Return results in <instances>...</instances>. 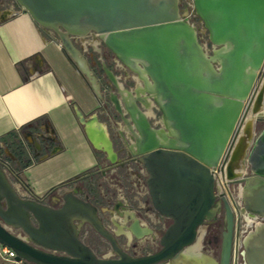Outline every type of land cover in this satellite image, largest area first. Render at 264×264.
Instances as JSON below:
<instances>
[{"label": "water", "instance_id": "water-1", "mask_svg": "<svg viewBox=\"0 0 264 264\" xmlns=\"http://www.w3.org/2000/svg\"><path fill=\"white\" fill-rule=\"evenodd\" d=\"M15 1L38 26L57 34L67 59L100 97L83 45L76 47L75 38L81 41L91 33L127 66L143 68L153 84L147 91L151 104L126 89L122 96L114 73L103 66L121 95L111 92L110 99L134 132L130 154L148 173L152 205L171 223L160 237V249L131 256L88 202L71 192L59 207L23 197L0 160V245L15 253L14 260L170 264L196 242L199 227L207 226L222 203L226 229L218 264H237L239 245L246 260L264 264V228L242 236L234 221V214L239 219L244 211L264 216V128L256 130L261 118L256 113L264 107V0H193L208 31L209 51L180 15L179 0ZM154 105L163 119L158 128L144 110ZM75 113L92 147L108 163L120 161L97 114L85 115L78 108ZM225 180L223 189L220 181ZM74 219L90 222L118 257H97L78 240Z\"/></svg>", "mask_w": 264, "mask_h": 264}, {"label": "crops", "instance_id": "crops-1", "mask_svg": "<svg viewBox=\"0 0 264 264\" xmlns=\"http://www.w3.org/2000/svg\"><path fill=\"white\" fill-rule=\"evenodd\" d=\"M88 35L87 44H92L95 38ZM100 103L94 86L67 59L59 42L42 32L27 12L0 10V137H6L0 141V160L21 196L56 205L68 186L103 173L108 164L102 166L75 113L78 108L85 115L97 114ZM104 114L105 126L116 125L110 111ZM18 146L21 160L12 151ZM89 169L93 171L83 173Z\"/></svg>", "mask_w": 264, "mask_h": 264}, {"label": "rangeland", "instance_id": "rangeland-1", "mask_svg": "<svg viewBox=\"0 0 264 264\" xmlns=\"http://www.w3.org/2000/svg\"><path fill=\"white\" fill-rule=\"evenodd\" d=\"M179 10L180 13H184L185 3L182 2V0H179ZM9 9H22L15 0H0V10H9ZM42 31L47 35L53 38L54 40L58 41L57 34L49 29L42 28ZM200 36V34H199ZM90 37L89 35H86L82 38L81 42L79 39L75 38V45L76 47H79V45L83 44V48L85 49V52H83L84 58L87 60V56L91 53V48L87 44L89 42ZM91 43V42H90ZM94 47V46H93ZM95 48V47H94ZM100 53L107 52V47L105 45L103 46H97V48ZM89 61V60H88ZM88 66L90 65L89 62ZM102 63L104 66L108 67L111 71H113L115 77L118 80V83L123 88L127 89L128 91L134 92L137 83H138V74L132 70L130 67H125L123 65L118 66L114 61H112L110 58L102 59ZM90 71L96 75V73L91 69L89 66ZM101 74V71L99 72ZM99 78V77H98ZM102 84L106 81L105 79H101ZM98 82H100L98 80ZM103 93V91H102ZM119 98H121V95L118 92H115ZM147 92L142 95V97H147ZM104 99V110L98 111L97 115L99 118V121L104 123L107 122V117L104 113H111V118L116 120V125L113 124V127L106 126L108 130V134L110 138L113 141L114 149L118 152V158L119 160H123L126 158H129L130 156L133 157L131 152V145L133 144L134 140L132 138V134L128 131L127 125L124 121L120 119V116L117 113V116H113L114 109L113 104L108 101L107 96L103 95ZM143 104V103H142ZM144 105V104H143ZM146 108V112L150 113V120L153 122L154 125H159L160 127V117L155 118L158 113L156 110H151V108ZM160 115V114H159ZM258 128H261L264 126V116H262L257 121ZM131 135V136H130ZM101 161H103L102 166H105L108 163V161L105 158V155L103 152H101ZM137 157V156H136ZM9 180L11 183L15 186H17V181L15 178L10 174L7 173ZM232 178V177H230ZM147 172L143 168L142 163L138 160L137 163L132 162L124 167H120L116 170V172L113 174H106L102 175L101 172L97 171L95 174L91 175L90 177L86 178L82 181V185L84 188H90L92 189L93 193L92 195L97 198V203H103L106 200H111V204L109 206L110 212L107 213V217H103L104 224L111 229H116L115 221H119L121 218H115V213L117 212L113 206L115 201H119L120 203H126L127 205L123 206V209L121 210H127L133 212L134 216L142 223H144L151 231V235H147L144 240H140L135 238L133 241V244L130 247H127L124 249L127 253L133 256H141L145 255L147 253L155 252L159 249L158 247V237L162 234V232L167 228V226L171 223L168 220H164V223L161 221L160 223V217L157 215L156 211L153 209L150 199H149V193L147 188ZM79 182L74 184L75 190L78 188ZM111 197L113 199H111ZM99 203V204H100ZM99 216L102 217L103 212L102 210L99 212ZM88 229H92L91 227H88ZM15 233H19V230L14 229ZM92 234H94L95 239H98L99 245L95 244L93 247L95 252L98 255H109L113 251H111V248L109 244L104 241L102 238L99 237L94 231H92ZM203 240V239H202ZM117 241L122 245H125V238L121 235L117 236ZM203 242V241H202ZM203 245V243H202ZM123 246V245H122ZM221 248L219 246L215 248L214 250L211 247L204 248V251L206 253H209L211 256H213L217 261L219 258ZM0 264H16L12 259H9L6 255H4L2 252H0Z\"/></svg>", "mask_w": 264, "mask_h": 264}, {"label": "flooded vegetation", "instance_id": "flooded-vegetation-1", "mask_svg": "<svg viewBox=\"0 0 264 264\" xmlns=\"http://www.w3.org/2000/svg\"><path fill=\"white\" fill-rule=\"evenodd\" d=\"M88 45L91 48V53L86 57L87 58V61L89 60L88 61L89 64H90L89 66L96 73V75H100V76H98L99 77L98 78L97 76H95V74H93L95 76L97 82H98V80L100 81L98 83H99V91L101 93V97H100L101 103H100V106L98 107V109L96 110V111H99L100 112L105 107L103 95L104 96H107L108 101L113 104V102L110 99V93L111 92H114V93L115 92H118L117 88L113 86L110 77L107 75V73L104 70V67H103L104 65L102 63V59L110 58L115 63L114 58H117V57L108 48H107V52L100 53L101 51H99L98 49L94 48L92 44H88ZM103 45L104 44H103L102 41L97 43V46H103ZM83 52H85V49H84ZM120 63L123 66H125V67H129L125 63H123L122 61H120ZM100 71H101V74H99ZM102 78L106 80L104 82V84H102V81H101ZM102 91H103V93H102ZM138 104H140V106H141V103L139 101H138ZM156 107H157L156 105L153 106V110H156V112L158 113V115H156L155 118H157V117L159 118L161 116V113H160L159 110H157L158 108H156ZM113 109H114L113 116H117L118 111L116 110L114 104H113ZM118 115L120 116L119 113H118ZM120 119L123 121V119L121 118V116H120ZM151 123H152V125L155 128H158L159 127V125H154L152 121H151ZM257 125L258 124L256 122V130L259 129ZM132 138L134 139V136H132ZM136 158H133V157L130 156L129 158L120 160V161L116 162L115 164H110L109 163L107 165V167L104 168V171L101 174L102 175H106V174H109L110 173V174H113L114 175V173L116 172V170L118 168L124 167V166H126V165H128V164H130L132 162L137 163L138 160ZM143 168H144V166H143ZM250 175H252V173H251L250 169H248V172H247L246 176H250ZM147 177H148V173H147ZM82 181H79V186H78V188H76V190H75V188H73L74 185L68 186L66 188V190L63 192L61 198L59 199V203H57L56 205H51V206H53V207H59V206L65 204L66 203V200L64 198H65L66 193H68V192L73 193L76 197H78L79 199H81V200H83L85 202H88L90 205H92L96 209V216L99 218V220H100L101 224L104 226V228H106L105 230L111 232L114 235L115 240H116V243L118 244V246L120 248H122L124 250L127 247H130L133 244V241L134 240L128 246L126 245V240H125V245L122 244L123 245L122 246L117 241V236L118 235L115 233V230L114 229H111L110 227H108V226H106L104 224V219L107 217V213L110 212L109 206L111 204V200H106L105 199V201L103 203H100V202H99L100 204L97 203V201H98L97 198L95 196H93L94 194L92 195V193H93L92 189H90V188H88V189L87 188H84L83 185L81 184ZM146 183H147V179H146ZM238 185H239V183H231L230 184V186L231 187H234V188L237 187ZM111 199H113V198L111 197ZM149 199H150V203L152 205V201H151L150 195H149ZM124 205H127V202L123 204V203H120L119 201H115L113 208L116 211H118V210L123 209V206ZM152 207H153V205H152ZM153 209H154V207H153ZM101 210L103 212L102 217L99 216V214H100L99 212ZM156 213L160 217V223H161V221L164 223V220H168V221L171 222L170 219H168L166 217H163L157 211H156ZM103 217H105V218H103ZM234 221H235V224H237V222H238L239 229H241L242 236L245 235V234H247V233H249L251 229H258V228H261V227L264 228V216H259V215H256L254 213H250L248 211H244V212L240 213L239 219L237 218L236 214H234ZM73 224L75 226V229H73V231L76 233V236H77L78 240L81 243H83L84 245L88 246L97 257H112V258H117L118 257V255L116 253H114V252H112L109 255H104V254L103 255L102 254L101 255H98L95 252V250H94L93 247L95 246V244L99 245V241H98V239H95L94 234H92V231H94L97 235H99L100 238H102L104 241H106L109 244V246L111 248V251H113V250H112V246H111L110 242L106 238L102 237L97 232V230L94 229V227L92 226V224L90 222H88L86 220L74 219L73 220ZM88 227H91L92 229H88ZM206 229L207 230H206L205 236H204V238L202 240L203 241L202 242L203 243V246L202 247L203 248H206V247L209 248V247H211L213 250L215 248H217L218 246H219V248H221V243H222V238H223V232L226 229L225 210H224V206H223L222 203L218 207V211L215 214L214 218L207 223ZM161 235L158 237V247H159V249H160V237H161ZM121 236H123V235H121ZM241 250H242V245H239V247H238V256H237V264H253L252 261L246 260L243 256L240 255V251ZM131 256H133V255H131Z\"/></svg>", "mask_w": 264, "mask_h": 264}, {"label": "bare ground", "instance_id": "bare-ground-1", "mask_svg": "<svg viewBox=\"0 0 264 264\" xmlns=\"http://www.w3.org/2000/svg\"><path fill=\"white\" fill-rule=\"evenodd\" d=\"M90 42L95 48H97L98 39L95 38ZM130 68L138 74L137 77L138 83L132 95L137 94L142 96L144 95L145 92L152 91L153 84L149 79V77L144 72L143 68L140 66V64L134 63L133 65L130 66ZM120 87H121L122 96H126L125 89L122 86ZM146 94L148 95V92ZM144 98L146 99L145 101L146 103L144 104H151V99L149 98V95ZM147 113L150 115L149 112ZM256 115L261 117L264 116V107H261V109H259ZM160 120L161 122H163V119ZM126 125L128 131H131L129 125L127 123ZM165 131L166 133H168L167 130ZM131 132L134 133L133 131ZM132 136H134V134ZM114 217L115 218L121 217L119 221H115V225H116L115 233L117 235H123L125 237L127 246L134 240V238L144 240L147 235L152 234V231L144 223L140 222L131 211L118 210L115 213ZM205 229L206 226L201 225L199 227V233L196 242L185 248L178 255L177 258H175L170 262V264H218L217 260L213 256H211L210 254H204L200 250L202 247V239L205 233Z\"/></svg>", "mask_w": 264, "mask_h": 264}, {"label": "built area", "instance_id": "built-area-1", "mask_svg": "<svg viewBox=\"0 0 264 264\" xmlns=\"http://www.w3.org/2000/svg\"><path fill=\"white\" fill-rule=\"evenodd\" d=\"M182 2L185 3V8H184V13L183 14L180 13V15L196 30L197 39L199 44L202 46V48L205 49L206 51H209L210 43L208 38V31L202 19L199 17V15L197 14L194 8L193 0H182ZM114 60L118 66L122 65L119 59L114 58ZM5 164L7 165V163ZM226 182H227L226 180L225 182L220 181L223 189H224V183ZM0 252L6 255L9 259H12L16 264H19L21 262L14 260L15 253L10 248L0 245Z\"/></svg>", "mask_w": 264, "mask_h": 264}, {"label": "trees", "instance_id": "trees-1", "mask_svg": "<svg viewBox=\"0 0 264 264\" xmlns=\"http://www.w3.org/2000/svg\"><path fill=\"white\" fill-rule=\"evenodd\" d=\"M39 28H40V30L42 31V28L40 27V26H38ZM43 32V31H42ZM20 66H21V63H17L16 64V67L17 68H20ZM12 134H15V133H12ZM5 135H3V136H1L0 137V141H4L5 140ZM18 143V142H17ZM19 144V143H18ZM17 149H16V151H15V149H13L12 148V151H14V153H15V157H16V159H18V160H21V158H23V151L20 149V146H18V147H16ZM0 153H1V151H0ZM95 154L98 156V158H100V156H101V153L99 152V151H95ZM6 162H7V165H8V167L10 168V170L15 174H17V171H16V169L15 168H13V165H12V163H11V161L9 160V159H6ZM29 160L28 161H25L24 163H22V164H20L21 165V168L23 167V166H26V165H28L29 164ZM91 171H93V169H89V170H86V171H84L83 173L84 174H87V173H89V172H91ZM19 264H31V263H28V262H25V261H22V262H20Z\"/></svg>", "mask_w": 264, "mask_h": 264}]
</instances>
